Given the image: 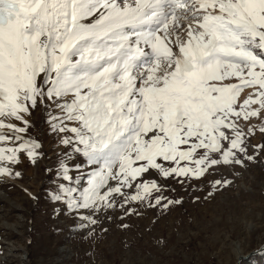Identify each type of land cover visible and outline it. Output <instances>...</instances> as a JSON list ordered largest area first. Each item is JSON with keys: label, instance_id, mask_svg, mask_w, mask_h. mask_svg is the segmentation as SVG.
Returning <instances> with one entry per match:
<instances>
[{"label": "snow or ice", "instance_id": "1", "mask_svg": "<svg viewBox=\"0 0 264 264\" xmlns=\"http://www.w3.org/2000/svg\"><path fill=\"white\" fill-rule=\"evenodd\" d=\"M45 101L69 149L54 198L71 208H113L137 181L129 199L149 198L150 170L243 165L255 126L240 121L264 120V0H0V174L42 155L25 114ZM79 155L91 170L74 177Z\"/></svg>", "mask_w": 264, "mask_h": 264}, {"label": "rangeland", "instance_id": "2", "mask_svg": "<svg viewBox=\"0 0 264 264\" xmlns=\"http://www.w3.org/2000/svg\"><path fill=\"white\" fill-rule=\"evenodd\" d=\"M58 113L45 101L25 114L24 135L39 141L42 155L33 162L21 153L19 163L8 165L13 174H0V264H264V251L240 260L237 253V247L243 256L264 244V150L256 147L264 145V120L240 121L245 132L255 126L246 138L254 158L244 156L243 165H217L199 178L150 170L141 179L159 188L149 198L129 199L137 181L123 196L115 194L113 208L76 209L54 198L67 183L61 162L69 151L60 142L66 134L51 127L50 116ZM76 162L82 168L71 174L86 176V158ZM216 180L231 183L217 187Z\"/></svg>", "mask_w": 264, "mask_h": 264}, {"label": "bare ground", "instance_id": "3", "mask_svg": "<svg viewBox=\"0 0 264 264\" xmlns=\"http://www.w3.org/2000/svg\"><path fill=\"white\" fill-rule=\"evenodd\" d=\"M186 24H187V21H185L184 22V24L180 27V29H179V33L181 34V36H182V39H187V35H186V31H185V29H186ZM175 39V34H173V40ZM254 90L253 89H251V88H249V89H246L244 92H243V94H242V98L241 99H243V98H246V95L247 94H249V93H251V92H253ZM253 107H258V105H254ZM237 253H238V255H239V257L242 255V252H241V248L240 247H237ZM243 259V258H242Z\"/></svg>", "mask_w": 264, "mask_h": 264}, {"label": "water", "instance_id": "4", "mask_svg": "<svg viewBox=\"0 0 264 264\" xmlns=\"http://www.w3.org/2000/svg\"><path fill=\"white\" fill-rule=\"evenodd\" d=\"M264 251V244L260 247V248H258V249H256V250H254V251H251L250 253H248V254H246V255H243V256H240L239 257V260L240 259H246V258H248L250 255H252V254H256V253H260V252H263ZM239 264V263H238Z\"/></svg>", "mask_w": 264, "mask_h": 264}]
</instances>
